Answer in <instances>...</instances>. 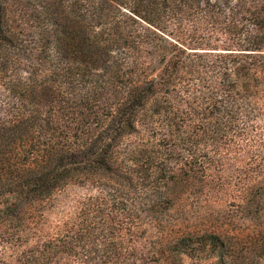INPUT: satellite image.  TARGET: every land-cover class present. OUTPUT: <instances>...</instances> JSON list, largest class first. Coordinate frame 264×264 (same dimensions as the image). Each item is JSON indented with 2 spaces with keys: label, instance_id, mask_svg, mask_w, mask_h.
<instances>
[{
  "label": "trees",
  "instance_id": "16d2710c",
  "mask_svg": "<svg viewBox=\"0 0 264 264\" xmlns=\"http://www.w3.org/2000/svg\"><path fill=\"white\" fill-rule=\"evenodd\" d=\"M185 258L264 261V0H0V264Z\"/></svg>",
  "mask_w": 264,
  "mask_h": 264
},
{
  "label": "rangeland",
  "instance_id": "374dc122",
  "mask_svg": "<svg viewBox=\"0 0 264 264\" xmlns=\"http://www.w3.org/2000/svg\"><path fill=\"white\" fill-rule=\"evenodd\" d=\"M72 194L77 193V194H84L86 192H84V190H72L71 192ZM231 206L230 209L234 210L236 209V207L234 206V204L229 205ZM234 223L235 226H237L238 228L242 229L241 231H243L244 233H250L251 229L253 228V223L250 222V220H244V219H239V218H234ZM184 264H192V261L188 258H185L184 260ZM260 264H264V261L260 262Z\"/></svg>",
  "mask_w": 264,
  "mask_h": 264
}]
</instances>
